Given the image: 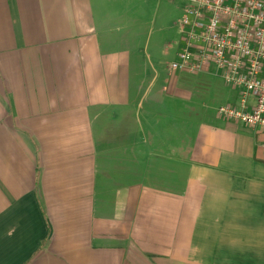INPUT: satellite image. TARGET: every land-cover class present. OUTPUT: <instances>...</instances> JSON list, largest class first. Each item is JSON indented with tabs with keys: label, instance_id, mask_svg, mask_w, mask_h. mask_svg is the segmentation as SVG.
<instances>
[{
	"label": "crops",
	"instance_id": "0c3cea01",
	"mask_svg": "<svg viewBox=\"0 0 264 264\" xmlns=\"http://www.w3.org/2000/svg\"><path fill=\"white\" fill-rule=\"evenodd\" d=\"M131 10L0 0V264H264V131Z\"/></svg>",
	"mask_w": 264,
	"mask_h": 264
},
{
	"label": "built area",
	"instance_id": "2783aa9c",
	"mask_svg": "<svg viewBox=\"0 0 264 264\" xmlns=\"http://www.w3.org/2000/svg\"><path fill=\"white\" fill-rule=\"evenodd\" d=\"M171 73L210 71L238 92L217 113L264 131V0H189Z\"/></svg>",
	"mask_w": 264,
	"mask_h": 264
},
{
	"label": "rangeland",
	"instance_id": "374dc122",
	"mask_svg": "<svg viewBox=\"0 0 264 264\" xmlns=\"http://www.w3.org/2000/svg\"><path fill=\"white\" fill-rule=\"evenodd\" d=\"M134 15H139L143 20L149 21V39H150V63L153 64L161 73H169L170 65L177 59V52L180 48L179 28L183 20L186 7L189 0H131ZM157 44V50H154V44ZM163 49V50H162ZM174 76L187 75L185 73H174ZM152 71H149V78ZM204 79L210 83L209 93L213 108L219 104V91L212 88L213 83L217 89L224 90L228 88L225 83L217 76L207 74ZM225 87V88H224ZM203 89L200 92H204ZM195 88V93H200ZM208 93V91H207ZM206 93V94H207ZM217 103H215V102Z\"/></svg>",
	"mask_w": 264,
	"mask_h": 264
},
{
	"label": "trees",
	"instance_id": "16d2710c",
	"mask_svg": "<svg viewBox=\"0 0 264 264\" xmlns=\"http://www.w3.org/2000/svg\"><path fill=\"white\" fill-rule=\"evenodd\" d=\"M209 73H211V72H209ZM185 74H188V73H185ZM190 75H196V74H190ZM212 75H214V74H212Z\"/></svg>",
	"mask_w": 264,
	"mask_h": 264
}]
</instances>
